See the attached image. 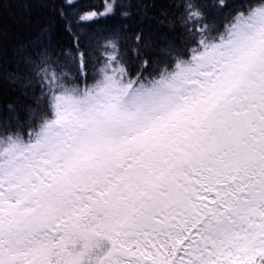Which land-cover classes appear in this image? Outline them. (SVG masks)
<instances>
[{
    "label": "snow or ice",
    "instance_id": "6c2138e0",
    "mask_svg": "<svg viewBox=\"0 0 264 264\" xmlns=\"http://www.w3.org/2000/svg\"><path fill=\"white\" fill-rule=\"evenodd\" d=\"M34 6L0 30V264H264V0L0 16Z\"/></svg>",
    "mask_w": 264,
    "mask_h": 264
},
{
    "label": "trees",
    "instance_id": "16d2710c",
    "mask_svg": "<svg viewBox=\"0 0 264 264\" xmlns=\"http://www.w3.org/2000/svg\"><path fill=\"white\" fill-rule=\"evenodd\" d=\"M75 2L78 8H91L97 11H102L104 5V0H75ZM235 2H239V0H235ZM48 15L47 10L34 6L27 10L16 7L10 13L0 16V30L5 32L9 48L21 43L28 44L48 19ZM105 22L103 19L101 20V23ZM136 26L135 24L133 25V30H135ZM154 26L155 21H145L144 27L146 32L151 31ZM85 27L94 28L96 25L85 22ZM164 30L161 29V31ZM65 39L70 38L65 37ZM17 98L22 99L18 92L0 90V116L6 114V106L17 100Z\"/></svg>",
    "mask_w": 264,
    "mask_h": 264
},
{
    "label": "rangeland",
    "instance_id": "374dc122",
    "mask_svg": "<svg viewBox=\"0 0 264 264\" xmlns=\"http://www.w3.org/2000/svg\"><path fill=\"white\" fill-rule=\"evenodd\" d=\"M103 11V10H102Z\"/></svg>",
    "mask_w": 264,
    "mask_h": 264
}]
</instances>
